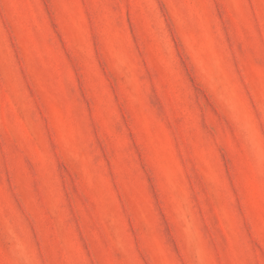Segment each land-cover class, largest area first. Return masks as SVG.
Returning <instances> with one entry per match:
<instances>
[{"label":"rangeland","instance_id":"374dc122","mask_svg":"<svg viewBox=\"0 0 264 264\" xmlns=\"http://www.w3.org/2000/svg\"><path fill=\"white\" fill-rule=\"evenodd\" d=\"M0 264H264V0H0Z\"/></svg>","mask_w":264,"mask_h":264}]
</instances>
